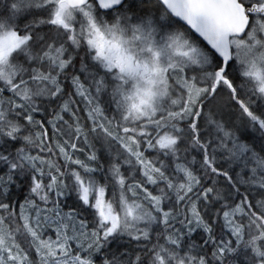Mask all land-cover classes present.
Wrapping results in <instances>:
<instances>
[{"label": "snow or ice", "instance_id": "obj_1", "mask_svg": "<svg viewBox=\"0 0 264 264\" xmlns=\"http://www.w3.org/2000/svg\"><path fill=\"white\" fill-rule=\"evenodd\" d=\"M0 264H264V0H0Z\"/></svg>", "mask_w": 264, "mask_h": 264}]
</instances>
